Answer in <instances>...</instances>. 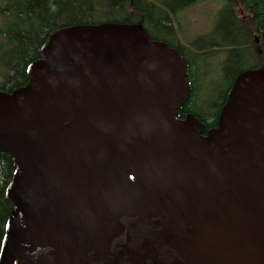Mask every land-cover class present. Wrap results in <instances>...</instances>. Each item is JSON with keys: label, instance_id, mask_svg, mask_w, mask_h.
I'll list each match as a JSON object with an SVG mask.
<instances>
[{"label": "water", "instance_id": "obj_1", "mask_svg": "<svg viewBox=\"0 0 264 264\" xmlns=\"http://www.w3.org/2000/svg\"><path fill=\"white\" fill-rule=\"evenodd\" d=\"M0 91V264H264V69L207 129L187 63L138 24L49 33Z\"/></svg>", "mask_w": 264, "mask_h": 264}, {"label": "trees", "instance_id": "obj_2", "mask_svg": "<svg viewBox=\"0 0 264 264\" xmlns=\"http://www.w3.org/2000/svg\"><path fill=\"white\" fill-rule=\"evenodd\" d=\"M224 2L226 9L219 27L211 33L215 38L224 35L220 36L224 42L197 47L194 59L187 56L188 46L166 39L177 36L172 29L176 24L173 20L177 21L175 13L182 9L177 4L162 0H0V91L9 93L26 83V65L41 58L39 48L54 30L73 25L138 24L150 40L165 43L187 63L190 93L176 113L178 119L193 115L203 125L204 135L216 126L233 79L244 71L264 69V0ZM233 3L240 8L241 16L234 11ZM204 57L206 63L217 67L221 83L215 87L217 100L199 109L192 105L196 94L193 74L202 73L199 66ZM10 174V158L0 152V237L11 206L3 196Z\"/></svg>", "mask_w": 264, "mask_h": 264}, {"label": "rangeland", "instance_id": "obj_3", "mask_svg": "<svg viewBox=\"0 0 264 264\" xmlns=\"http://www.w3.org/2000/svg\"><path fill=\"white\" fill-rule=\"evenodd\" d=\"M162 1H166L174 5L177 4V7L182 8L180 11L175 13L176 15L174 14L177 21L173 20V23L176 24L175 26H172V29L176 32L177 36L172 34L171 38L166 39L170 40L172 43L177 42L184 47L188 46L190 48V50L187 51L188 57L196 59V50L199 46H205L207 48L208 45H213L217 42L218 44H221L224 42V38H220V36L224 35H218L216 38L213 36L211 37V33L216 30V27H219L218 24L223 17L221 14L222 11L226 9V2H224V0ZM232 5L236 14L241 16L242 12L239 10L240 8H238L235 3ZM199 67L202 73L196 74L194 72L193 74L195 82V84H193V88L195 89L196 94L194 96L195 99L192 101V105L201 109L202 107H206L210 103L217 100V89L215 87L220 85L221 79L218 75L217 67L206 63V57L203 58L201 66Z\"/></svg>", "mask_w": 264, "mask_h": 264}]
</instances>
